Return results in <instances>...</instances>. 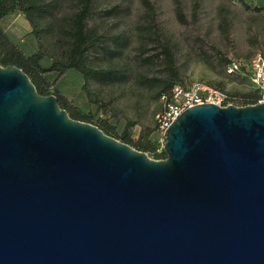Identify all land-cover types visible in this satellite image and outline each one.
<instances>
[{"label": "water", "instance_id": "water-1", "mask_svg": "<svg viewBox=\"0 0 264 264\" xmlns=\"http://www.w3.org/2000/svg\"><path fill=\"white\" fill-rule=\"evenodd\" d=\"M164 151L0 63V264H264V102L188 107Z\"/></svg>", "mask_w": 264, "mask_h": 264}, {"label": "rangeland", "instance_id": "rangeland-1", "mask_svg": "<svg viewBox=\"0 0 264 264\" xmlns=\"http://www.w3.org/2000/svg\"><path fill=\"white\" fill-rule=\"evenodd\" d=\"M56 4L48 24L34 27L19 10L1 22L26 53L44 51V63L50 62L56 38L64 36L80 0H56ZM94 9L89 26L105 42L112 45L114 35L125 36L127 45L114 62L128 69V79L101 85L86 82L79 71L69 69L56 86L94 121L114 127L118 136L133 121L129 127L132 137L150 131L157 140L156 119L163 104L157 95L160 85L151 86L144 77H160L167 71L159 56L152 64L142 61L156 52V45L172 47L178 82L224 81L227 91L251 89L248 80L227 74L225 66L230 59H246L264 50V0H95ZM94 61L105 65L110 59ZM49 76L55 80L56 73Z\"/></svg>", "mask_w": 264, "mask_h": 264}, {"label": "trees", "instance_id": "trees-1", "mask_svg": "<svg viewBox=\"0 0 264 264\" xmlns=\"http://www.w3.org/2000/svg\"><path fill=\"white\" fill-rule=\"evenodd\" d=\"M94 2L95 0H80L78 9L71 17L69 27L64 31V36L56 38L55 50L50 56V62L44 63L46 56L44 51L37 50L26 53L2 27L1 22L5 16L19 10L34 27L41 25L42 22L48 24L49 16L56 9V0H0V63L3 65L12 63L20 66L31 77L40 93L56 94L60 105L67 109L72 117L99 125L106 133L149 152L153 158H163L166 156L165 151H157V140L152 138V132H143L138 138H134L129 129L134 122L130 121L118 136L114 127L108 125L106 121L101 123L94 121L90 113L76 106L56 86L57 80L69 69L79 71L86 82L93 80L101 85L121 83L128 79V69L114 62L117 57L123 54L127 45L125 36L123 34L114 35L111 45L105 42V39H102L94 28L89 26V19L95 13ZM114 9L118 10V7L115 6ZM178 13L182 18V12L179 10ZM159 47L160 49H158ZM155 48H157L156 52L143 58L142 61L152 64L154 57H161L167 74L160 77L145 76L144 80L151 86L160 85L157 95L161 97L164 93L170 92L173 84L178 82L180 75L175 65L172 47L169 44H160ZM101 53L102 56L99 55ZM94 58L98 60L110 59V61L101 65L96 64ZM50 73H56L55 80L50 78ZM209 84L222 89L225 85L224 81H210ZM228 93L238 105L252 103L257 98V92L252 88L241 93L231 91ZM162 108L163 104L160 110Z\"/></svg>", "mask_w": 264, "mask_h": 264}, {"label": "built area", "instance_id": "built-area-1", "mask_svg": "<svg viewBox=\"0 0 264 264\" xmlns=\"http://www.w3.org/2000/svg\"><path fill=\"white\" fill-rule=\"evenodd\" d=\"M225 71L248 80L251 88L257 92L252 103L264 102V50L257 51L246 59H230ZM163 108L157 113V151H164L167 129L175 119L188 107L196 104L213 102L222 106L236 104L228 91L207 82L196 80L190 84L176 82L169 93L161 96Z\"/></svg>", "mask_w": 264, "mask_h": 264}, {"label": "crops", "instance_id": "crops-1", "mask_svg": "<svg viewBox=\"0 0 264 264\" xmlns=\"http://www.w3.org/2000/svg\"><path fill=\"white\" fill-rule=\"evenodd\" d=\"M151 135H152V133H151ZM138 137H139V136H138ZM138 137H137V138H138Z\"/></svg>", "mask_w": 264, "mask_h": 264}]
</instances>
